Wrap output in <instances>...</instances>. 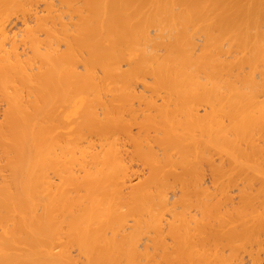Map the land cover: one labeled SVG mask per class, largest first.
I'll use <instances>...</instances> for the list:
<instances>
[{
	"label": "bare ground",
	"instance_id": "obj_1",
	"mask_svg": "<svg viewBox=\"0 0 264 264\" xmlns=\"http://www.w3.org/2000/svg\"><path fill=\"white\" fill-rule=\"evenodd\" d=\"M2 105L0 264H264V0H0Z\"/></svg>",
	"mask_w": 264,
	"mask_h": 264
},
{
	"label": "rangeland",
	"instance_id": "obj_2",
	"mask_svg": "<svg viewBox=\"0 0 264 264\" xmlns=\"http://www.w3.org/2000/svg\"><path fill=\"white\" fill-rule=\"evenodd\" d=\"M40 10L42 11L43 10V8H40ZM17 22H18V24H17ZM19 23H20V25H21V27L19 26ZM16 24H17V26H16ZM16 28H15V27ZM22 27H23V24H22V22L20 21V20H16V21H14V23L11 25V27H10V29H15V30H12V32H17V33H19L20 32V30H23L22 29ZM17 29V30H16ZM23 51V50H22ZM2 109H0V122H2V120H3V113H4V109H5V107L2 105V107H1ZM129 149V148H128ZM139 164H135V169L134 170H136L138 173H139V175L140 176H142V177H145L146 176V174H148V170L147 169H143V167H141L140 165L138 166ZM140 169V170H139ZM208 179H209V177H207ZM207 179V182H209V180ZM138 181V179H134V181H133V184L134 183H136Z\"/></svg>",
	"mask_w": 264,
	"mask_h": 264
}]
</instances>
